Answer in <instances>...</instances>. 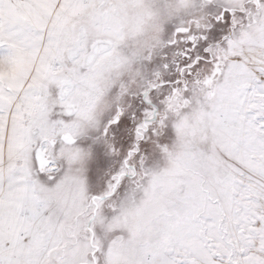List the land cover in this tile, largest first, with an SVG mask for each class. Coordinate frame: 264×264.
<instances>
[{
  "label": "snow or ice",
  "instance_id": "6c2138e0",
  "mask_svg": "<svg viewBox=\"0 0 264 264\" xmlns=\"http://www.w3.org/2000/svg\"><path fill=\"white\" fill-rule=\"evenodd\" d=\"M0 264H264V0H0Z\"/></svg>",
  "mask_w": 264,
  "mask_h": 264
}]
</instances>
